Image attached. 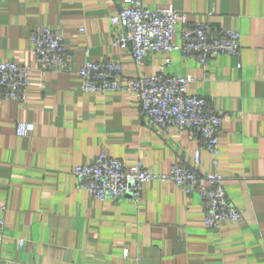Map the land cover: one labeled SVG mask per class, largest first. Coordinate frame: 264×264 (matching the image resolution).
Segmentation results:
<instances>
[{"label": "crops", "instance_id": "crops-1", "mask_svg": "<svg viewBox=\"0 0 264 264\" xmlns=\"http://www.w3.org/2000/svg\"><path fill=\"white\" fill-rule=\"evenodd\" d=\"M141 1L174 6L192 24L238 29L240 56L204 67L178 50L153 52L140 67L130 49L112 45L121 28L111 17L124 0H0V62L35 68L37 26L60 30L70 56L67 71L34 70L26 97L0 104V205L7 206L0 264H264V0ZM86 60L119 61L127 79L161 71L194 78L188 91L223 115L218 171L241 221L208 228L201 195L171 182H147L141 203L130 194L100 201L78 186L73 168L102 151L166 172L192 166L200 147L193 131L153 125L132 94L82 91ZM22 121L35 130L19 136ZM199 170L216 171L206 150Z\"/></svg>", "mask_w": 264, "mask_h": 264}, {"label": "built area", "instance_id": "built-area-1", "mask_svg": "<svg viewBox=\"0 0 264 264\" xmlns=\"http://www.w3.org/2000/svg\"><path fill=\"white\" fill-rule=\"evenodd\" d=\"M111 22L121 28L112 45L130 49L140 67L153 52L178 50L185 57L197 59L204 67L215 57L240 56L241 53L242 35L238 29L216 27L211 20L192 24L188 15L174 6L150 9L141 0H124L120 10L111 17ZM177 34L181 38L179 43L175 41ZM30 42L35 68L16 62H0V104L24 99L34 70L42 74L68 70L70 56L60 30L37 26L30 33ZM78 73L82 79V91L132 94L140 103L142 115L156 127L164 131L172 126L180 132L190 130L200 139L192 166L175 163L166 172H152L142 160L129 166L122 159L102 151L90 163L73 168L80 188L88 190L100 201H120L130 194L141 203L147 182H171L187 195H201L204 222L208 228L218 229L224 221H241L243 211L230 201L224 187L225 178L218 171L223 115L213 107L210 99L188 91L189 84L194 81L192 76L161 71L127 79L122 63L113 60H86ZM34 130L32 122L22 121L16 127L19 136L29 135ZM203 150L213 155L216 171L202 173L199 170ZM6 211L7 206L0 205V263ZM23 242L22 239L21 245Z\"/></svg>", "mask_w": 264, "mask_h": 264}]
</instances>
